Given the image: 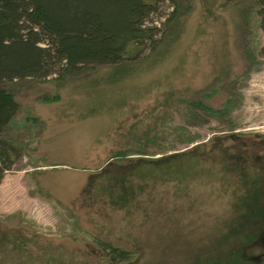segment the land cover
Returning a JSON list of instances; mask_svg holds the SVG:
<instances>
[{
  "label": "rangeland",
  "instance_id": "rangeland-1",
  "mask_svg": "<svg viewBox=\"0 0 264 264\" xmlns=\"http://www.w3.org/2000/svg\"><path fill=\"white\" fill-rule=\"evenodd\" d=\"M173 15L180 41L146 61L4 82L22 154L0 184V264H264L258 5L164 0L159 41Z\"/></svg>",
  "mask_w": 264,
  "mask_h": 264
},
{
  "label": "trees",
  "instance_id": "trees-1",
  "mask_svg": "<svg viewBox=\"0 0 264 264\" xmlns=\"http://www.w3.org/2000/svg\"><path fill=\"white\" fill-rule=\"evenodd\" d=\"M163 1L0 0V184L22 154L3 135L20 108L4 82L52 75L63 82L66 75L80 76L92 66L113 68L146 61L169 40L179 42L184 31L182 21L173 15L174 22L159 41L160 29L149 20ZM254 1L264 32V0ZM148 46L151 52L144 55ZM260 52L264 56V45ZM104 246L121 258L129 255L119 247Z\"/></svg>",
  "mask_w": 264,
  "mask_h": 264
}]
</instances>
